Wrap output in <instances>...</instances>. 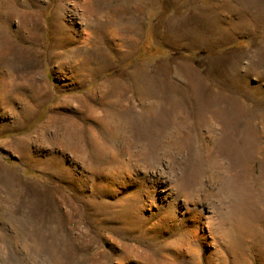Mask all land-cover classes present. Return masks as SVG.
<instances>
[{
  "label": "rangeland",
  "instance_id": "rangeland-1",
  "mask_svg": "<svg viewBox=\"0 0 264 264\" xmlns=\"http://www.w3.org/2000/svg\"><path fill=\"white\" fill-rule=\"evenodd\" d=\"M0 264H264V0H0Z\"/></svg>",
  "mask_w": 264,
  "mask_h": 264
},
{
  "label": "bare ground",
  "instance_id": "bare-ground-1",
  "mask_svg": "<svg viewBox=\"0 0 264 264\" xmlns=\"http://www.w3.org/2000/svg\"><path fill=\"white\" fill-rule=\"evenodd\" d=\"M203 8V7H202ZM109 13V12H108ZM107 13V15H109ZM207 13V12H206ZM104 14H102V16H103ZM202 15V14H201ZM111 16V15H110ZM214 16V15H213ZM86 20H87V22L93 27V28H101L100 30H101V35H100V37H99V40L98 39H96V42L93 44V46H92V50L89 52V54H90V60H94V61H96V62H102V61H104V59L106 58V56H107V54L108 53H110V51H111V53L113 52L112 50H113V48H112V45L111 44H108V42H107V38H108V36H109V34L112 36V37H116V36H118V38H120V37H122V36H125L124 37V41L126 42V43H130L131 44V41L133 40V38L132 37H134L133 35H123V32L125 33V32H127V30L126 31H118V30H114V29H112L111 27H109L108 25H107V23L109 22V21H111L112 19L110 18V17H104L103 19H101V17H96V18H93V17H91V16H87L86 17ZM102 24V25H101ZM171 25V24H170ZM128 26H129V24L126 26L125 25V27H127L126 29H128ZM174 27V26H173ZM175 28V27H174ZM182 28V27H181ZM173 31V30H172ZM179 35V34H178ZM179 37V36H178ZM176 39V38H175ZM137 39L134 37V41H136ZM180 44V43H179ZM89 60H87V62H88ZM186 64V63H185ZM136 68V67H135ZM186 68H184V66H183V69H182V72L183 73H185V70ZM190 69V68H189ZM177 71L179 72V70L177 69ZM191 71V70H190ZM190 73V72H189ZM193 73V72H192ZM187 74V73H186ZM117 77V76H116ZM115 77V78H116ZM138 78V75L136 74V73H134V70H133V72H132V75H131V78H129L128 79V81H129V83H130V87H134V81L136 80ZM116 80L117 81H115V84H116V86L118 85V83H119V80H118V78H116ZM199 80V79H198ZM197 80V81H198ZM157 83V82H156ZM216 83V82H215ZM120 84V83H119ZM115 86V87H116ZM103 93V92H102ZM112 93V92H111ZM214 93H215V91H214ZM218 93H220V92H218ZM119 105V104H118ZM238 107V106H237ZM196 118V117H195ZM196 123H197V121H196ZM206 142V141H205ZM206 147V146H205ZM234 226V225H233ZM251 232V231H250ZM189 234V233H188ZM198 235V234H197ZM35 246V245H34ZM33 246V247H34ZM26 253V252H25ZM51 254V253H50Z\"/></svg>",
  "mask_w": 264,
  "mask_h": 264
}]
</instances>
